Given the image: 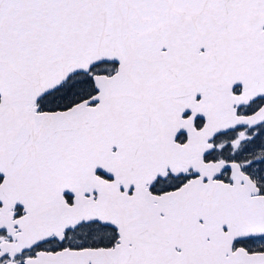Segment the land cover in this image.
I'll return each mask as SVG.
<instances>
[{
	"label": "snow or ice",
	"instance_id": "6c2138e0",
	"mask_svg": "<svg viewBox=\"0 0 264 264\" xmlns=\"http://www.w3.org/2000/svg\"><path fill=\"white\" fill-rule=\"evenodd\" d=\"M0 264H264V0H0Z\"/></svg>",
	"mask_w": 264,
	"mask_h": 264
}]
</instances>
